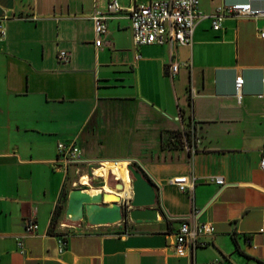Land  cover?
Wrapping results in <instances>:
<instances>
[{"label": "crops", "instance_id": "0c3cea01", "mask_svg": "<svg viewBox=\"0 0 264 264\" xmlns=\"http://www.w3.org/2000/svg\"><path fill=\"white\" fill-rule=\"evenodd\" d=\"M116 1L121 10L95 46L90 13L107 0H0V264H264V37L256 34L264 15L210 23L218 5L264 0H198L203 16L190 41L173 45L133 44L125 7L147 0ZM169 61L178 63L173 74ZM59 141L73 142L85 161L62 160ZM127 157L156 188V218L90 224L64 213L80 183L120 194L107 176L117 179L116 169L103 163ZM188 173L190 190L170 181ZM26 218L37 223L33 235H24ZM183 220L213 225L190 255L173 252Z\"/></svg>", "mask_w": 264, "mask_h": 264}, {"label": "built area", "instance_id": "2783aa9c", "mask_svg": "<svg viewBox=\"0 0 264 264\" xmlns=\"http://www.w3.org/2000/svg\"><path fill=\"white\" fill-rule=\"evenodd\" d=\"M121 10L116 0H107L104 11L93 9L90 13L92 22V31L94 34L93 43L99 46L102 43L103 36L107 33L106 18ZM129 18L132 42L135 45L145 43H168L183 44L188 43L191 38L192 29L196 21L203 16L198 7V0H147L143 2L131 3L125 7ZM234 16H259L264 15V7L251 5L248 1L233 2L229 4L218 5L214 12L210 14L211 27L216 29L220 27V22L225 14ZM3 15L0 17V38L4 33L2 24ZM258 37H264V24L256 28ZM65 51H58L59 58H65ZM178 68V63L169 61L166 65L168 74H173ZM243 78L240 74H235L232 80L233 93L240 97V87ZM182 146L186 149L191 148V140L183 132L180 137ZM57 155L64 161H72L80 158V151L71 141H59L56 143ZM260 169L264 170V136L262 137V147L258 159ZM215 183H222L220 176L212 177ZM181 190H190L194 182V175L191 173L175 175L170 178ZM37 223L33 218H26L23 221L24 235H33L36 233ZM264 230V219L258 231ZM213 231V225L210 221H201L199 223H189L181 221L175 232L173 242V252L177 255H190L193 246L196 244L195 236L199 233H210ZM57 248L63 250L66 245V233L64 231L56 234ZM20 248L22 242L17 240ZM202 264H218L216 260L206 261Z\"/></svg>", "mask_w": 264, "mask_h": 264}, {"label": "water", "instance_id": "95a60500", "mask_svg": "<svg viewBox=\"0 0 264 264\" xmlns=\"http://www.w3.org/2000/svg\"><path fill=\"white\" fill-rule=\"evenodd\" d=\"M122 160L126 161L125 167L130 184V194L127 197L102 191L101 188L91 193L88 187H72L67 193L64 213L75 219L85 216L86 221L90 224L112 223L122 217L130 219L156 218L157 208L154 206L156 188L153 182L133 164L134 161L142 168L137 159L127 157ZM72 161L85 160L79 158ZM117 181L118 192L123 189V182L118 178ZM161 209L163 210L162 207Z\"/></svg>", "mask_w": 264, "mask_h": 264}, {"label": "bare ground", "instance_id": "6f19581e", "mask_svg": "<svg viewBox=\"0 0 264 264\" xmlns=\"http://www.w3.org/2000/svg\"><path fill=\"white\" fill-rule=\"evenodd\" d=\"M103 161L104 160H102L101 162ZM108 161H111V162H108ZM108 161H105L106 165L113 166L116 169L117 174L119 176L117 178H119L123 182V189L119 191L121 193L117 195L120 197H127L130 194V184H129V177H128L127 169L125 167V163H126L124 162L125 160H108ZM105 190L107 192V190L109 189H105ZM111 194H114V193H111Z\"/></svg>", "mask_w": 264, "mask_h": 264}, {"label": "rangeland", "instance_id": "374dc122", "mask_svg": "<svg viewBox=\"0 0 264 264\" xmlns=\"http://www.w3.org/2000/svg\"><path fill=\"white\" fill-rule=\"evenodd\" d=\"M101 162V161H100ZM99 161L98 162H93L92 164H91V167L95 170V169H97V168H99V167H101V165H102V163H100ZM103 165L105 166V168H106V170H107V168L108 167H113V166H108V165H106V164H104L103 163ZM114 168V167H113ZM106 170H105V172H106ZM80 173V172H79ZM107 176L109 177V179L111 180V182H115V181H117V179L115 178V175L111 172V171H109V170H107ZM85 177V176H84ZM86 179V178H85ZM86 181V180H85ZM88 182H89V184H96V183H99L100 182V179L97 177V179L95 180V178L94 177H92V176H90V179L88 180ZM80 183V182H79ZM74 187H86V186H83V185H81V183L80 184H78V185H76V186H74ZM66 191H67V187L66 188H64V191H63V193H62V195H64L65 193H66ZM114 227H117V225L116 224H114L113 225Z\"/></svg>", "mask_w": 264, "mask_h": 264}, {"label": "trees", "instance_id": "16d2710c", "mask_svg": "<svg viewBox=\"0 0 264 264\" xmlns=\"http://www.w3.org/2000/svg\"><path fill=\"white\" fill-rule=\"evenodd\" d=\"M63 197H64V195H63ZM61 207H62V205L59 204L56 211H59L61 209Z\"/></svg>", "mask_w": 264, "mask_h": 264}]
</instances>
